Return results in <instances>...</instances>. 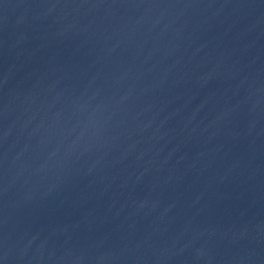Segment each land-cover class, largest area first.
<instances>
[{
  "label": "water",
  "instance_id": "water-1",
  "mask_svg": "<svg viewBox=\"0 0 264 264\" xmlns=\"http://www.w3.org/2000/svg\"><path fill=\"white\" fill-rule=\"evenodd\" d=\"M205 0H0V113L136 46Z\"/></svg>",
  "mask_w": 264,
  "mask_h": 264
}]
</instances>
